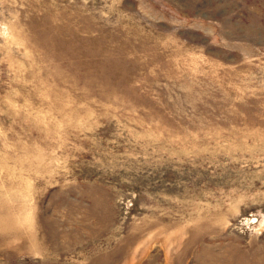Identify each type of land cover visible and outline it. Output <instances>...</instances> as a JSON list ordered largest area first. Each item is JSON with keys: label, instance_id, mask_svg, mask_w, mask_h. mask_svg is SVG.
Here are the masks:
<instances>
[{"label": "rangeland", "instance_id": "1", "mask_svg": "<svg viewBox=\"0 0 264 264\" xmlns=\"http://www.w3.org/2000/svg\"><path fill=\"white\" fill-rule=\"evenodd\" d=\"M0 264H264V0H0Z\"/></svg>", "mask_w": 264, "mask_h": 264}]
</instances>
